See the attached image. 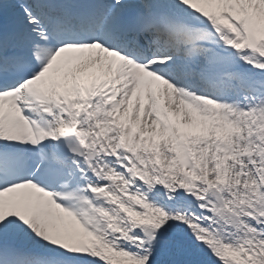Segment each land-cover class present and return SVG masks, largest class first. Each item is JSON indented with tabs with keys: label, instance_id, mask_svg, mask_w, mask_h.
<instances>
[{
	"label": "snow or ice",
	"instance_id": "snow-or-ice-1",
	"mask_svg": "<svg viewBox=\"0 0 264 264\" xmlns=\"http://www.w3.org/2000/svg\"><path fill=\"white\" fill-rule=\"evenodd\" d=\"M0 264H264V0H0Z\"/></svg>",
	"mask_w": 264,
	"mask_h": 264
}]
</instances>
